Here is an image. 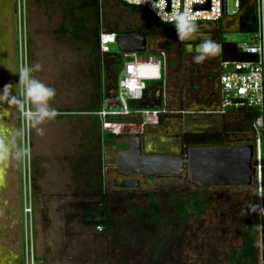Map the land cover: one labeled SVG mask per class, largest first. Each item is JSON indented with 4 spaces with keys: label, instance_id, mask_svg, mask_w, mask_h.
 <instances>
[{
    "label": "rangeland",
    "instance_id": "obj_1",
    "mask_svg": "<svg viewBox=\"0 0 264 264\" xmlns=\"http://www.w3.org/2000/svg\"><path fill=\"white\" fill-rule=\"evenodd\" d=\"M2 1L8 6L12 4V0ZM63 1L25 0L22 12L24 22L20 26L14 14L15 75L13 77L9 73V81H4V84H11L12 93L15 92L14 95L23 98L24 89L23 86H18V74L25 66L34 68L39 64L40 70H34L32 75L55 89L56 95L50 101V107L57 111L54 119L33 126L16 107L20 144L17 152L16 147L10 146L12 154L9 176L5 189H1L3 198L9 205L4 206V211L0 212V232L4 234V237H0V243L5 245L4 249L0 246V252L8 249L12 251L17 260L16 264H107L100 229L82 224L80 217V204L84 206L97 201L96 192L101 190L111 192L112 178L116 177L112 167L115 147L104 145L99 140L98 128L94 127V124H97L96 115L91 113L98 92L96 81L98 77L101 79L103 76L102 69L97 62L96 51H91L83 42L65 41L54 34L62 21L63 12L60 5ZM100 5V32L109 31L118 35L136 32L144 22L140 16L131 14L116 0H100ZM226 7L228 13H234V0H226ZM223 23V31L212 29L207 34H211L212 39L219 34L222 41L238 46L250 44V34L237 30L227 31L233 22ZM9 31L10 36L12 33L10 43L13 40L11 20ZM156 37L158 36L148 39L152 41ZM159 38L165 40L162 43L163 48H166L167 59L175 58L179 46H175L169 37ZM6 48L7 43L0 44V58L4 56L3 62L8 73V56L5 54L13 52V46L11 49ZM109 49L113 54L118 53L115 44L109 45ZM147 49V52L141 55L147 56L149 46ZM186 61L190 62L191 58H186ZM2 79L0 76V94L4 88ZM106 81L109 94L114 95L116 81L111 71L108 72ZM151 85L153 84L146 83L147 87ZM3 106L4 103L0 104V115ZM9 106V113L15 115L14 105ZM232 118L236 122L241 120L238 114H233ZM15 122V117L13 123L9 122L13 130H16ZM127 124L131 126L123 129L125 134L118 137L114 145L118 142L125 144L129 136L137 134L140 130L139 122L135 119ZM5 127L7 123H3L0 116V132ZM230 128L234 129L236 126L232 125ZM14 138L15 133L12 136L13 141ZM232 138L237 142L246 139L240 133H235ZM145 184L141 188L142 191L195 189V186L184 179L175 177ZM25 208L28 212L24 216ZM215 223L213 220V224ZM198 240L203 242L205 248L202 250H205L207 239L203 237ZM189 253L186 251L183 256L186 257ZM201 257L199 264H209L207 261L213 258L204 251ZM0 258L2 261V254ZM171 259L168 260L172 264H184L181 259ZM175 260L176 263H173ZM185 262L194 264V259H187ZM117 263L116 259L111 261V264Z\"/></svg>",
    "mask_w": 264,
    "mask_h": 264
},
{
    "label": "trees",
    "instance_id": "obj_2",
    "mask_svg": "<svg viewBox=\"0 0 264 264\" xmlns=\"http://www.w3.org/2000/svg\"><path fill=\"white\" fill-rule=\"evenodd\" d=\"M116 1L144 21L136 32L121 35L136 34L146 38L177 36L173 23H161L144 8ZM60 6L62 21L54 34L65 41L83 42L91 51H96L97 62L102 69L103 76L96 81L98 92L91 113L102 108L118 109L116 98L108 92L106 79L111 71L113 78L117 80L121 63L118 58H110L108 54L101 55L98 51L100 0H64ZM255 31L254 10L248 8L239 20L238 32L252 34ZM218 44L220 60L252 59L250 55L239 53L235 43L219 39ZM155 86L161 87L162 82L155 83ZM150 89L146 88L142 101H128V108L142 109ZM161 116L158 122L161 121ZM256 117L255 111H244L236 128L225 127L224 133H252L251 125ZM95 121L97 124L94 127L98 128L99 140L104 145L124 146V143L114 145L120 136L103 133L97 116ZM224 133L199 135L197 144L192 141V145L225 146ZM96 194L100 197L97 202L84 206L80 204V217L82 224L100 229L107 264L115 259L117 264H172L168 260L170 258L181 259L184 264L189 263L185 262L187 259H194V264H199L202 251L213 256V260L207 261L209 264H222V261L224 264H260L259 232L263 222L258 213H252L248 209L250 204H257V195L246 189L183 188L178 191L159 190L138 195L101 191ZM196 229L198 231L195 233ZM203 237L207 239L205 250H202L205 248L203 242L198 240ZM186 251L190 253L185 257L183 254Z\"/></svg>",
    "mask_w": 264,
    "mask_h": 264
},
{
    "label": "built area",
    "instance_id": "obj_3",
    "mask_svg": "<svg viewBox=\"0 0 264 264\" xmlns=\"http://www.w3.org/2000/svg\"><path fill=\"white\" fill-rule=\"evenodd\" d=\"M121 3L146 9L156 20L164 24L172 23L177 13L190 12L195 18L198 28L204 24H216L222 19H235L237 28L239 20L248 8H253L256 17V31L251 35L250 44L237 45L241 54L252 56L251 60H220L219 86L221 114H238L242 118L244 111H255L256 119L251 125L254 137L253 161L255 176L253 185L256 190L257 204L264 207V0H234V13H228L226 0H119ZM15 14L19 26L24 22L22 12L25 0H14ZM155 7V10L153 8ZM161 12L166 19L157 15ZM24 25V24H23ZM118 34L102 31L98 37V51L101 55L118 58L121 69L115 84L114 97L119 108H102L95 114L101 125L102 132L121 136L127 124L135 119L139 129L157 125L161 112L143 107L140 110L128 108V101H142L147 88L146 83H156L162 79L163 59L153 55L143 56L142 53H111L109 45L115 44ZM117 48V46H116ZM220 53V49L218 51ZM23 115V114H22ZM259 121V123H258ZM28 209L25 208L24 216ZM264 223V215H259ZM99 229V228H98Z\"/></svg>",
    "mask_w": 264,
    "mask_h": 264
},
{
    "label": "crops",
    "instance_id": "obj_4",
    "mask_svg": "<svg viewBox=\"0 0 264 264\" xmlns=\"http://www.w3.org/2000/svg\"><path fill=\"white\" fill-rule=\"evenodd\" d=\"M5 3V1H0V19H3L0 20V29L5 31L0 30V44L9 43L12 37V33L11 36L9 33L10 20L11 26H13L14 21L13 0L9 6ZM227 20L225 19L224 22L226 23ZM223 24L220 27L212 23L202 25L198 28L197 39L190 42L180 41L178 36H166L175 43V46H179L178 55L175 58L167 59L166 48H163L164 44L162 43L165 40L159 38L162 36H158L152 41L147 38V48L149 46L150 49L148 55L159 57L160 53H164L165 59H163L162 86L158 87L155 86V82L151 83L153 85L149 86L151 89L143 106L161 112V121L157 125L137 131L141 137L145 154L177 153L180 146V137L178 136L186 130L198 129L203 131L215 128V130L222 131L225 126H236L239 123L234 118L231 119L232 115L220 113V91L217 90V87L213 88L209 81V70L203 68L200 63L194 62V56L197 55L196 48L202 39H212L211 34H207V32L212 29L223 31ZM230 30L238 31L236 22L229 26L227 31ZM219 39L218 34L212 40L218 43ZM188 43L191 44V48L187 46ZM216 55L219 58V53ZM188 57L191 58V63L185 62ZM0 116L1 119H5L3 123H7V127L0 132L1 139L10 148L9 141L12 139L13 132L8 125L9 107L5 103ZM131 137H128L129 140ZM11 151L12 149H9L10 153L6 160L0 161V201L3 202L6 201L1 189H5L6 179L9 176Z\"/></svg>",
    "mask_w": 264,
    "mask_h": 264
},
{
    "label": "water",
    "instance_id": "obj_5",
    "mask_svg": "<svg viewBox=\"0 0 264 264\" xmlns=\"http://www.w3.org/2000/svg\"><path fill=\"white\" fill-rule=\"evenodd\" d=\"M116 46L123 53H145L147 38L136 34L118 35ZM253 142L251 135L243 142L228 146H184L181 156L148 155L143 152L140 135L134 134L129 148L115 153V166L127 175L182 177L198 188H238L256 194ZM138 184V180L129 179L119 187L137 188ZM259 242L260 264H264V223L260 225Z\"/></svg>",
    "mask_w": 264,
    "mask_h": 264
},
{
    "label": "clouds",
    "instance_id": "obj_6",
    "mask_svg": "<svg viewBox=\"0 0 264 264\" xmlns=\"http://www.w3.org/2000/svg\"><path fill=\"white\" fill-rule=\"evenodd\" d=\"M137 2L139 3L140 0H137ZM144 2L147 3V0H144ZM153 8L155 10L154 6ZM157 15L161 20L166 19V17L162 16L159 11H157ZM172 23L180 41L190 42L197 39L199 32L198 25L190 12L186 11L184 13L175 14ZM187 46L191 48L190 43H188ZM219 49L220 45L211 38H203L202 42L196 48L197 55L194 56V62L201 63L206 59L215 56ZM40 68L41 66L36 64L34 68L25 66L20 70L18 74V86H23V98L18 97L17 95H12L11 84L5 85L2 94H0V104L7 102L9 105H15L17 109L22 112L25 119L33 126L39 125L46 120H52L57 116V111L50 107V101L56 95L55 89L49 87L32 75L34 70L39 71ZM8 154L9 147L3 139H0V161L6 160ZM248 209H250L252 213L264 215V207H261L258 204L252 203L248 206Z\"/></svg>",
    "mask_w": 264,
    "mask_h": 264
},
{
    "label": "flooded vegetation",
    "instance_id": "obj_7",
    "mask_svg": "<svg viewBox=\"0 0 264 264\" xmlns=\"http://www.w3.org/2000/svg\"><path fill=\"white\" fill-rule=\"evenodd\" d=\"M13 9H14V14H15V2H13ZM14 17H15V15H14ZM224 21H225V19H222L219 23H216V24L219 25V27H220V25ZM228 21L236 22L235 19H229V20H227V22ZM14 24H15V22H13V40H12V42H10L11 44L8 43V48H6V49H11V47L13 46V52L11 51L10 53L5 54V55L8 56V58H7V60H8L7 64L8 65L6 67L8 69V73L5 70V63L3 62L4 56L2 58H0V60H1V63H0V76L3 78L2 79V83H3L4 86H5L4 81H7V82L9 81L8 80L9 73H11V75L13 77L15 75L16 37H15V31H14V27H15ZM191 62L192 61H190L188 63H191ZM219 63H220V58H218V55H215L213 57H210V58L206 59L205 61L201 62L200 64L202 65L203 68L209 70V81L212 83L213 88L217 87V90L220 91V86H219V81H218L219 74H220ZM114 91H115V89H114ZM13 93H15V92H13ZM13 93H12V95H14ZM213 94H214V92H213ZM5 103H6V105H8L7 102H5ZM8 107H10V106L8 105ZM14 110L16 111V106L15 105H14ZM15 113L17 114L18 111H16ZM16 114L14 115V113H9V118H8V125H9L10 121H12V123H13L14 117L16 119V122H15L16 130H13L12 125H9L10 126V130L13 132V135L15 133L14 141H13V139L9 141L10 142V146L12 145V147H14V148L16 147V151L15 152H17V149L19 148V144H20V140H19V123H18L19 117H18V114H17V117H16ZM12 117H13V120H12ZM2 121H5V119L2 118ZM225 127H227V126H225ZM227 129H230V127H228ZM221 132L224 133V129L222 131L221 130L220 131L219 130H215V128L205 129L203 131L202 130H198V129L183 131L178 136V137H180L179 150H178L177 153H172V154H176L178 156H181V150L183 149L184 146H187V147H202V146H198V145L197 146L196 145H192V141H194L196 143V141L200 138L199 135L217 134V133H221ZM235 133H238V132L228 131V132L224 133L225 146L226 145L228 146V145H231V144L240 143V141L237 142V141L233 140L232 137L235 135ZM250 134L251 133H245V134H242V136L246 137V139H248V138L251 137ZM236 135H238V134H236ZM247 136H248V138H247ZM246 139H243L241 142L245 141ZM130 140H131V138H130ZM130 140H128L124 144V146H117V147L112 146V147H115L114 160H113L112 167H113L114 174H116V177L112 178L113 190L111 192H109L107 190L106 191L105 190H101V192H107V193H130L131 195L145 194L147 192H151V191H142L141 188H143V186L146 185L145 182L161 180L163 178H170V176H165V177L163 176V177H158V178L154 179V178L149 177V176L127 175V174H123V173L119 172L116 169V166H115V153L118 152V151H121V150L128 149L129 145H130ZM11 143H13V144H11ZM12 147H10L9 149L11 150ZM143 152H144V148H143ZM172 154H166V155H172ZM175 178H182V177H175ZM129 179L138 180V182H139L138 187L137 188H128V189L119 187V185L123 181L129 180ZM182 180H183V178H182ZM184 181L188 182V179H184ZM193 186H195V185H193ZM196 188H198V187L195 186V189ZM200 189H202V188H200ZM215 189L224 190L222 188H215ZM153 191H159V190L156 189V190H153ZM99 198L100 197H98V199ZM95 202H97V201H94L91 204H93ZM6 205L8 206L9 203L0 201V212L4 211V209H5L4 206H6ZM12 214H13V217H14V212H12ZM0 237H4V234H2L1 232H0ZM0 244H1L0 246L2 247V249H4L3 247L5 245L2 244V242ZM1 254H2L3 260L1 261V258H0V261H1L0 264H16L17 260L14 258L13 254H12V251H9V249H8L7 251L5 250V252H2V253L0 252V257H1Z\"/></svg>",
    "mask_w": 264,
    "mask_h": 264
}]
</instances>
